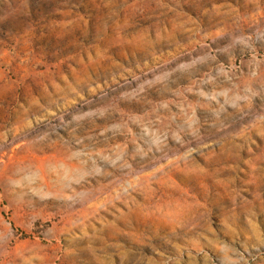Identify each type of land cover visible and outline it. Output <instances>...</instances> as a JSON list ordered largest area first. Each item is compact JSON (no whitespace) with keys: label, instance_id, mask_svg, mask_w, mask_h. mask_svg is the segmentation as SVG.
Here are the masks:
<instances>
[{"label":"rangeland","instance_id":"obj_1","mask_svg":"<svg viewBox=\"0 0 264 264\" xmlns=\"http://www.w3.org/2000/svg\"><path fill=\"white\" fill-rule=\"evenodd\" d=\"M0 264H264V0H0Z\"/></svg>","mask_w":264,"mask_h":264}]
</instances>
